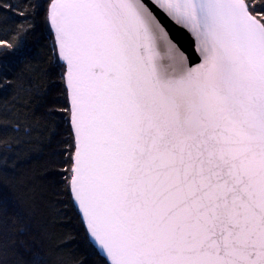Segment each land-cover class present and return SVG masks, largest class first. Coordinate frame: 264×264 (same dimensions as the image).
Instances as JSON below:
<instances>
[{
  "label": "snow or ice",
  "instance_id": "6c2138e0",
  "mask_svg": "<svg viewBox=\"0 0 264 264\" xmlns=\"http://www.w3.org/2000/svg\"><path fill=\"white\" fill-rule=\"evenodd\" d=\"M0 264H264V0H0Z\"/></svg>",
  "mask_w": 264,
  "mask_h": 264
},
{
  "label": "water",
  "instance_id": "95a60500",
  "mask_svg": "<svg viewBox=\"0 0 264 264\" xmlns=\"http://www.w3.org/2000/svg\"><path fill=\"white\" fill-rule=\"evenodd\" d=\"M173 39L187 55L193 58L196 56L195 41L188 32L183 29L174 28ZM197 62L199 61L197 60Z\"/></svg>",
  "mask_w": 264,
  "mask_h": 264
},
{
  "label": "trees",
  "instance_id": "16d2710c",
  "mask_svg": "<svg viewBox=\"0 0 264 264\" xmlns=\"http://www.w3.org/2000/svg\"><path fill=\"white\" fill-rule=\"evenodd\" d=\"M66 258L70 260V258H71V257H70V254H69Z\"/></svg>",
  "mask_w": 264,
  "mask_h": 264
}]
</instances>
